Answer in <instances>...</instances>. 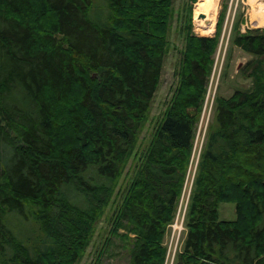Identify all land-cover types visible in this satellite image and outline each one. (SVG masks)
Instances as JSON below:
<instances>
[{"label":"trees","instance_id":"trees-1","mask_svg":"<svg viewBox=\"0 0 264 264\" xmlns=\"http://www.w3.org/2000/svg\"><path fill=\"white\" fill-rule=\"evenodd\" d=\"M173 1L0 0V264H77L111 202L126 264L169 261L222 26L186 34L178 86L142 149ZM232 41L252 56V85L215 98L173 264H264V30ZM222 203L235 220H220Z\"/></svg>","mask_w":264,"mask_h":264},{"label":"rangeland","instance_id":"rangeland-1","mask_svg":"<svg viewBox=\"0 0 264 264\" xmlns=\"http://www.w3.org/2000/svg\"><path fill=\"white\" fill-rule=\"evenodd\" d=\"M101 1L102 0H100V2ZM251 1L252 0H220L214 34L205 36L215 37L218 32L219 22L221 21L222 26L219 33L220 42L214 56V70L208 87L203 115L194 145L192 162L178 204V213L175 219L178 227H181V225L183 226L182 216L194 188L196 170L198 169L200 155L205 142L207 127L209 123H213L214 121L215 113L213 108L216 96L229 98L236 89L247 91L252 85V79L244 74L245 65L252 59V56L234 46L232 41L236 32L248 34L249 32L264 30V26L257 27L254 24L255 19L252 17V13L253 11L256 12L259 4L253 7ZM259 1L264 3V0H258V2ZM198 2L199 0L173 1V15L169 21L168 47L161 74V81L147 115V120L138 138V143L142 145V149L150 144L156 132V126L163 117L170 99L178 86L179 78L175 72L179 69V65H182V53L186 46V34L202 36L196 33L194 27L195 9ZM136 164L137 158L134 163L133 160L131 161L126 172L130 167H132V169L135 168ZM129 184L130 180L128 177L124 176L120 179L119 187L117 188V193H119V199L117 198L118 202L123 201V196H125ZM115 197L116 194L113 196L112 200H114ZM116 213L117 208L112 207L111 202L105 209L104 214L96 222L94 232L91 235L90 244L77 264H126L128 262V248L126 247V235H124L127 231H118L119 236L112 235L111 233ZM219 217L220 220L224 221L235 220V205L232 203H222L219 207ZM175 222L172 225L173 227L171 226L168 228L164 240L165 243L169 245L168 264H172L174 261L176 252L180 248L186 233L182 231L178 234L179 229H176L174 232ZM130 236L133 237L132 234H130Z\"/></svg>","mask_w":264,"mask_h":264},{"label":"bare ground","instance_id":"bare-ground-1","mask_svg":"<svg viewBox=\"0 0 264 264\" xmlns=\"http://www.w3.org/2000/svg\"><path fill=\"white\" fill-rule=\"evenodd\" d=\"M220 0H199L195 9V31L202 36H209L214 34L215 25L218 19V9ZM253 7L259 4L256 12L253 11L252 17L255 19V26H264V3L258 0L251 1ZM204 14L205 19H200L199 16ZM209 96V95H208Z\"/></svg>","mask_w":264,"mask_h":264},{"label":"built area","instance_id":"built-area-1","mask_svg":"<svg viewBox=\"0 0 264 264\" xmlns=\"http://www.w3.org/2000/svg\"><path fill=\"white\" fill-rule=\"evenodd\" d=\"M187 207H188V204L185 206V210H184V213H183V226L181 225V227H178V224L176 223V225H175V227H174V232L176 231V229H179V233L178 234H180L182 231H185L186 232V226H185V218H186V214H187ZM174 222L169 226V227H171L173 224H174ZM173 227V226H172ZM184 227V228H183ZM183 229V230H182ZM182 242H183V240H182ZM182 242H181V245H180V248L177 250V252H176V254L181 250V246H182ZM167 246H169L168 244H167ZM175 257H176V255H175ZM168 258H169V247H168V256H167V260H168ZM174 260H175V258H174ZM174 263V261L172 262V264ZM166 264H168V262H166Z\"/></svg>","mask_w":264,"mask_h":264},{"label":"water","instance_id":"water-1","mask_svg":"<svg viewBox=\"0 0 264 264\" xmlns=\"http://www.w3.org/2000/svg\"><path fill=\"white\" fill-rule=\"evenodd\" d=\"M199 18H200V19H205L206 16H205L204 14H201V15L199 16Z\"/></svg>","mask_w":264,"mask_h":264},{"label":"crops","instance_id":"crops-1","mask_svg":"<svg viewBox=\"0 0 264 264\" xmlns=\"http://www.w3.org/2000/svg\"><path fill=\"white\" fill-rule=\"evenodd\" d=\"M240 65V64H239Z\"/></svg>","mask_w":264,"mask_h":264}]
</instances>
